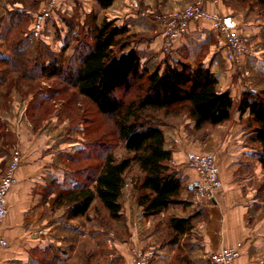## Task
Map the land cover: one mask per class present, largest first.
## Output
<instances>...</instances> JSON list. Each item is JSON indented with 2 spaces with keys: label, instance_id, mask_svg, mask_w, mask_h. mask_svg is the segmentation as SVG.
<instances>
[{
  "label": "crops",
  "instance_id": "0c3cea01",
  "mask_svg": "<svg viewBox=\"0 0 264 264\" xmlns=\"http://www.w3.org/2000/svg\"><path fill=\"white\" fill-rule=\"evenodd\" d=\"M192 1L114 0L107 8H102L98 0H57V4L63 10H80L84 18L93 12L97 13L99 22L107 18L127 24L128 34L143 33L150 37L140 49L148 51L150 57L163 58L159 17L183 8ZM10 4L11 0L0 1V12L5 11V6L10 7ZM252 4L241 0L207 3L210 11L232 14L239 29L244 32L246 51L237 62L227 58L225 40L207 19L194 20L189 24L184 36L176 41L172 55L192 65L202 61L210 66L218 75L219 89L229 90L235 104L239 103L245 90L264 89L261 87L264 85V8L252 7ZM5 24L3 22L2 25ZM2 40L0 35V177L8 167L15 149H20L22 153V164L17 170L18 182L8 195V215L0 228V236L10 242L9 247L0 249V264H42L45 259L43 253H54L57 248V252L66 257V261L60 264H92L96 256L100 257L101 264H130L134 249L148 247L156 249L151 264H172L173 261L182 264V257L183 263L210 264L209 254L238 242H242L243 246L235 264H255L264 255V189H261L264 176L260 174L264 166L256 155L260 146L255 144L252 148V145L231 140L227 135L218 136L214 148L215 152H219L217 159L223 185L213 202L197 199L184 206L185 211L177 216L195 214V227L177 243L169 241L156 245L154 240L149 239L147 232L146 237L138 232L139 227H131L132 235L129 238H115L109 243L105 238L86 237L88 224L82 225L84 233L80 238L60 239L59 233L66 231L61 226V220L67 218L61 213L66 208L54 202L58 183L64 180L63 170L54 166L58 154L53 142L55 134L44 127L35 129L28 125L26 108L21 107L23 103L19 93L3 94L7 84L5 72L8 63L5 54L10 51L4 47ZM179 143L172 147V164L181 170L187 182L197 173L186 166V152L190 149L200 150L201 147L194 141L185 142L184 146ZM87 216L91 217V214ZM177 251L183 256L177 255Z\"/></svg>",
  "mask_w": 264,
  "mask_h": 264
},
{
  "label": "trees",
  "instance_id": "16d2710c",
  "mask_svg": "<svg viewBox=\"0 0 264 264\" xmlns=\"http://www.w3.org/2000/svg\"><path fill=\"white\" fill-rule=\"evenodd\" d=\"M113 1L98 0L102 8L109 7ZM241 1L264 8V0ZM84 23L88 28L85 37L75 46L70 60L74 63L69 62L64 68V62L56 55L49 64L39 65V68L49 76L67 73L70 86L95 104L100 113L113 119L128 155L117 159L112 152L101 154L100 162L83 181L74 176L70 181L64 169V180L58 187L62 185L68 190H60L54 202L66 208L64 216L69 221L87 217L96 201L108 210L110 218L118 220L122 217L120 197L126 184V173L137 165L141 173L137 203L142 217L157 216L170 206L190 205L191 202L182 195L186 180L181 170L172 164L173 150L167 147L158 115L162 113L169 120L187 113L196 132L207 126L222 125L231 119L236 108L231 92L219 89L218 75L202 61L192 65L167 54L162 62L153 66L149 61L144 62L140 49L132 43L134 36L126 34L127 24L118 25L116 20L107 18L99 22L97 13L93 12L86 15ZM9 51L5 59L12 65L11 70H25V64L17 63L13 58L20 55L19 45ZM32 67L37 68V64ZM23 75L27 78L35 76L26 70ZM237 111L241 116L249 115L250 138L259 144L256 155L264 166V89L256 93L245 90ZM194 217L195 214L173 216L168 220L167 227L173 233L171 242L177 243L194 229ZM71 231L75 232L74 229ZM97 231L106 234L107 230L100 228ZM66 239L77 238L72 234ZM66 248L67 245L65 251ZM47 253H43L45 259L52 254ZM56 255L55 251L51 258ZM183 259L180 263L188 264L183 263Z\"/></svg>",
  "mask_w": 264,
  "mask_h": 264
},
{
  "label": "rangeland",
  "instance_id": "374dc122",
  "mask_svg": "<svg viewBox=\"0 0 264 264\" xmlns=\"http://www.w3.org/2000/svg\"><path fill=\"white\" fill-rule=\"evenodd\" d=\"M50 1L11 0L10 7L5 6V11L0 12V35L1 39H3L1 42H3L4 47L8 50H12L16 45H19L21 49L19 57L16 55L12 57L17 59V63L23 62L26 71L35 74L34 77L27 78V76L23 75V71L25 72V70L14 72V70H11L12 65L7 64L5 72L7 74V76L5 74L7 84L3 88V94H20V99L23 103L21 107L26 108V122L28 125L30 124L35 129L44 127V129H49L55 134L53 142L55 147L58 148V154L56 155L54 166L62 170L65 169L69 174L70 181L74 180L73 176L75 179L83 181L85 180V176L91 174L92 168H95L100 162L98 158L101 154L112 152L117 159H121L128 155V153L124 142L117 135L113 119L100 113L95 104L82 96L75 88L71 87L68 82L67 73H62L59 76H49L39 68L43 64H49L51 59L56 55L60 57L58 59L62 60L61 62H64L65 68L71 62L70 60H72L71 56L74 54L78 40L85 37V30L88 28V25L84 23L85 18L80 13V10L79 12L67 9L63 10L61 7H58L57 0H55L56 3L51 15L46 19L43 32L39 37H35L33 35L36 22L35 16L42 12L43 9L48 8ZM16 2H20V4H15ZM3 13L5 14L1 17ZM22 14L23 16L21 17ZM3 22L6 23L4 26L2 25ZM124 24L118 23V25ZM159 26L162 29L163 35L161 51L164 56L163 58H165L167 54L173 55L176 43L171 51L166 52L163 47L164 32L161 22H159ZM238 32L243 38L244 32L239 29V26ZM131 34L134 36L132 43L137 48L150 39V37L145 36L143 33ZM140 51L142 60L144 62L149 61L151 66L163 60L156 56L150 57L148 51L145 52L142 49ZM71 63L74 62L72 61ZM33 64H37V68H31ZM18 72L22 73L19 74ZM2 78L5 79L4 77ZM261 87H264V85ZM237 106L238 104H236V108L228 122L215 127L207 126L199 132L193 129L187 113L183 112L178 117H170L169 120H166L162 113H159L158 116L162 120L160 121V126L166 134L167 147L174 148L176 145H180L179 142L184 146L185 142L192 143L194 141L200 145L201 149H190L189 151L198 153L212 152L217 156L219 152H215L214 148L217 144V137L220 135L221 137L225 135L227 137L230 136L229 139L231 140L252 145V148L253 146L255 147V144L258 143L250 138V129L248 128L249 115L244 114L241 116L239 111H237ZM174 136H177L176 139H174ZM189 151L186 152V159ZM72 158L73 161L70 160ZM251 173H253V170H251ZM260 174L264 176V168L260 170ZM140 177L141 173L137 165H133L126 173V184L120 197L122 205V217L120 219L114 220L110 218L108 210L104 208L100 201H96L88 212V214H91V217L80 218L73 223L67 219L61 220V226L67 230L59 233L60 239L67 238L72 234L77 239L80 238L81 234L84 233L82 225L86 226L88 224L89 228L86 237L105 238L109 243L113 242L111 239L129 238L132 235L131 227L134 229L139 227L138 232H141V235L145 237V233L147 232L150 237L149 239L154 240L156 245L171 241L173 233L168 229L167 222L171 217L182 214L186 207L183 205L170 206L174 207V209H167L157 216L142 217V220L139 221V218L142 216V210L137 203L139 195L137 185ZM261 189H264V184L261 186ZM60 190L66 191L68 187L61 185L58 187L57 193ZM182 195L184 199L189 200L191 203H193V200H197L196 194L189 190L183 192ZM61 213L64 216V209L61 210ZM136 223H140V225L138 226ZM100 228L101 230L106 229V234L97 231ZM72 229L75 232L71 231ZM96 232H99L100 235L93 236ZM152 234H154V237ZM188 239L190 240V238ZM57 250L59 249L57 248ZM57 250V255L54 259L51 258L52 253L50 254V258L43 259L42 264H60L59 262H65L66 257H63L62 254L59 255ZM177 252V255L183 256L182 253ZM92 264H101L100 257L96 256L92 260ZM172 264H177V261H173Z\"/></svg>",
  "mask_w": 264,
  "mask_h": 264
},
{
  "label": "built area",
  "instance_id": "2783aa9c",
  "mask_svg": "<svg viewBox=\"0 0 264 264\" xmlns=\"http://www.w3.org/2000/svg\"><path fill=\"white\" fill-rule=\"evenodd\" d=\"M210 1L216 2L217 0H194L183 8L159 17L163 26V47L166 52L171 51L176 41L187 32L191 21L207 19L211 22L213 29L218 31L225 40L228 48L227 58L232 62H237L239 56L246 51L244 39L238 32L237 21L230 13L222 14L218 11H210L207 8V3ZM55 3V0H51L48 8L36 14L33 32L35 37H39L43 32L46 19L51 15ZM215 63L218 62L215 61ZM252 92L256 93L257 90H252ZM186 163L189 168L197 173L196 177L188 180L186 184L187 190L195 193L198 200L213 202L217 191L223 185L216 154L189 151ZM21 164V151L20 149H15L8 167L0 177V228L9 212L8 195L18 182L17 170ZM9 246L10 242L0 236V249ZM242 246L243 243L238 242L234 246L221 247L209 254L210 264H235L236 259L240 256ZM155 256L156 249L154 247L136 248L133 250L130 264H151ZM255 264H264V255L259 257Z\"/></svg>",
  "mask_w": 264,
  "mask_h": 264
}]
</instances>
